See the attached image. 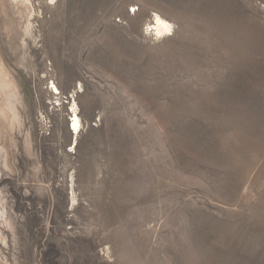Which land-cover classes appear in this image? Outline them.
I'll use <instances>...</instances> for the list:
<instances>
[{
	"label": "rangeland",
	"instance_id": "rangeland-1",
	"mask_svg": "<svg viewBox=\"0 0 264 264\" xmlns=\"http://www.w3.org/2000/svg\"><path fill=\"white\" fill-rule=\"evenodd\" d=\"M0 264H264V0H0Z\"/></svg>",
	"mask_w": 264,
	"mask_h": 264
},
{
	"label": "bare ground",
	"instance_id": "bare-ground-1",
	"mask_svg": "<svg viewBox=\"0 0 264 264\" xmlns=\"http://www.w3.org/2000/svg\"><path fill=\"white\" fill-rule=\"evenodd\" d=\"M154 27H156V31L159 35H164V34H169V32L172 31L173 26L166 22L165 20H163L160 16H156L155 18V25ZM155 30V29H154ZM78 125H80V119L78 117V115L75 116V120H74V127L77 128Z\"/></svg>",
	"mask_w": 264,
	"mask_h": 264
}]
</instances>
